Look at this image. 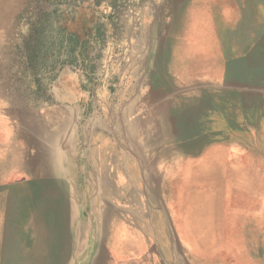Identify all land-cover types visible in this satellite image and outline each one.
Here are the masks:
<instances>
[{
    "label": "rangeland",
    "instance_id": "374dc122",
    "mask_svg": "<svg viewBox=\"0 0 264 264\" xmlns=\"http://www.w3.org/2000/svg\"><path fill=\"white\" fill-rule=\"evenodd\" d=\"M228 4L0 0V264H264V0ZM104 126L123 204L81 213Z\"/></svg>",
    "mask_w": 264,
    "mask_h": 264
},
{
    "label": "crops",
    "instance_id": "0c3cea01",
    "mask_svg": "<svg viewBox=\"0 0 264 264\" xmlns=\"http://www.w3.org/2000/svg\"><path fill=\"white\" fill-rule=\"evenodd\" d=\"M230 4L226 7V21L231 22V28H236V24H243V27L249 25L247 24V20L250 21V7L251 0H229ZM248 14V17L247 15ZM240 16V17H239ZM238 18V19H237ZM240 27V26H239ZM237 27V28H239ZM92 136L99 135L98 140L103 144V152H89L90 155V163L91 168L87 169V166L77 165L75 163L76 156L79 153L82 156L84 153L80 152H61L66 157V167L63 166L57 170L56 176L59 179L66 180L70 186V197L72 198L73 203H76L80 206L81 213L85 210L83 206L92 204L98 205L102 207H98V213L102 214L106 211V206L108 204H123V193L120 194L108 193L107 190V165H101L99 162L100 157L106 158L109 156L110 158L117 157L119 159L120 156L124 154L122 151H118L117 144L115 143V134L111 127L104 126L99 130L94 127H90ZM92 137V138H93ZM91 141V140H90ZM115 146V149H111ZM91 145V142H90ZM109 145V146H108ZM98 164V165H97ZM114 173L123 172L122 165L109 166ZM117 171V172H116ZM77 174V176H76ZM78 175H82L84 179V183L82 184V190H80ZM73 190V191H72ZM111 200V201H110ZM113 200V201H112ZM79 214V213H78Z\"/></svg>",
    "mask_w": 264,
    "mask_h": 264
},
{
    "label": "bare ground",
    "instance_id": "6f19581e",
    "mask_svg": "<svg viewBox=\"0 0 264 264\" xmlns=\"http://www.w3.org/2000/svg\"><path fill=\"white\" fill-rule=\"evenodd\" d=\"M240 17V16H239ZM238 19V18H237ZM215 161V160H214ZM207 162V161H206ZM183 163V162H182ZM212 163V162H211ZM179 165V164H178ZM183 165V164H182ZM184 165H186V164H184ZM210 165V164H209ZM181 166V165H180ZM183 167V166H182ZM212 168H214V167H212ZM206 169V168H205ZM209 169V168H208ZM117 172V171H116ZM225 173V172H224ZM223 173V174H224ZM201 177V176H200ZM214 180V179H213ZM215 182V181H214ZM215 192V191H214ZM214 195V194H213ZM216 195V194H215ZM222 197V196H221ZM218 201H219V197H218ZM220 204V203H219ZM219 206V205H218ZM199 208V207H198ZM218 208V207H217ZM218 212V211H217ZM110 226V225H109Z\"/></svg>",
    "mask_w": 264,
    "mask_h": 264
}]
</instances>
